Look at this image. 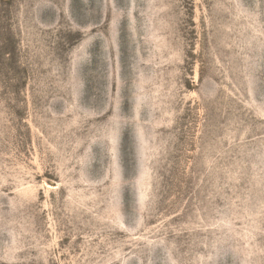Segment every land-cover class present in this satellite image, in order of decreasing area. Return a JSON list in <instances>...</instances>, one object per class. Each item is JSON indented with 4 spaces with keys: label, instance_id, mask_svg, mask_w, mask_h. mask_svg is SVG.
Wrapping results in <instances>:
<instances>
[{
    "label": "rangeland",
    "instance_id": "rangeland-1",
    "mask_svg": "<svg viewBox=\"0 0 264 264\" xmlns=\"http://www.w3.org/2000/svg\"><path fill=\"white\" fill-rule=\"evenodd\" d=\"M0 264H264V0H0Z\"/></svg>",
    "mask_w": 264,
    "mask_h": 264
}]
</instances>
